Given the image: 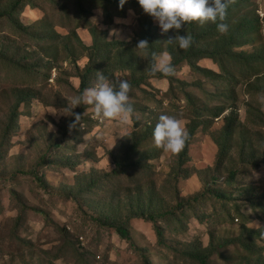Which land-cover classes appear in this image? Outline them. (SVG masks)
<instances>
[{"label":"rangeland","instance_id":"374dc122","mask_svg":"<svg viewBox=\"0 0 264 264\" xmlns=\"http://www.w3.org/2000/svg\"><path fill=\"white\" fill-rule=\"evenodd\" d=\"M9 1L0 0V5L6 6ZM253 2L259 8L260 17L264 19V0H253ZM97 4L104 3L48 0V3L43 4L41 8L28 5L19 14L23 25L30 28L27 32H18L8 18L0 19V127L6 117L3 111L15 102L18 89H26L31 85L36 88L42 85L48 87L44 91L45 96L49 95L51 99H55L56 94L61 92L67 103L70 98L78 96L68 86L70 76L73 74L71 56L72 53L73 55L79 53V48L75 46V38L69 34L81 20L78 11L87 17L91 25L102 31L105 39L134 40L140 24V18L135 13L129 11L126 18H119V22H116L117 18H115L112 25L104 26L103 12L97 9ZM110 14L113 17H120L119 11H112ZM140 14L146 20L147 15ZM154 24L155 28L163 33L158 21L154 20ZM82 32L80 31V35L83 41L86 44L89 43V40H86L88 35ZM55 33L66 38L57 43L54 38ZM28 42L35 44L37 49H33ZM243 50L252 53L256 48L250 46ZM29 55L30 62L27 63H35L43 59L44 65L53 60L61 69L52 70L48 84L47 81H41L43 78L41 75L48 74L47 69H43L41 75L33 74L29 78V75L19 71L16 67L15 74H13L12 65L26 64L23 58ZM84 62L85 59L80 60V66ZM200 65L218 71L217 65L210 60H203ZM232 69L239 82L232 93L224 88V84L218 88L207 81H202V76L192 74L187 65H183L175 74L192 83L199 80L197 86L187 87V91L192 93L198 102L203 100L211 108L232 102V100L225 102V99L216 98L217 94L226 93L227 97L236 98L240 106V118L245 120L246 107L243 104L247 100L264 109V94L260 92L264 89V80L255 82L259 87L250 86L245 77L255 71L253 68L248 70L243 62H236L232 65ZM10 71L12 79L8 78ZM150 82L152 89L159 91L154 95L160 99L162 97L160 92L168 89V81L153 78ZM148 89L151 90V88ZM48 90L52 93H48ZM207 93L213 94L212 98L207 99ZM140 99L145 105L160 108L159 113L161 114L166 109L172 112L179 109L183 111L186 105L180 91L175 100H165L162 105H158L152 99H147L142 94H140ZM20 109L18 128L12 137L13 144L8 149L7 157L0 163V264H84L81 256L83 253L89 254L87 259L90 264H143L140 250L132 247L130 242L121 239L115 230L102 227L91 218L96 217L97 214L91 210L89 205L94 207L100 205V192L93 193L87 198L63 196V193L76 192L78 176L82 173L90 172L92 169L99 172H111L114 169L110 152L125 134L131 132L133 126L131 119L129 118L127 124H120L116 120L96 118L93 108H88L86 113L92 116L91 119L97 121V124L92 133L82 137L83 143L77 147L78 156L67 155L70 157V163H74V169L70 170L58 167L53 162L37 166L42 155L47 154L50 162L63 156V149H51V146H48L50 143L48 139L52 133H58V126L61 123L67 122L68 116L59 114V110L64 108L46 107L38 101H33L30 107L22 105ZM75 109L77 110L78 106ZM55 111L57 114L54 115ZM146 118H143L144 121ZM181 122L185 126L186 121L181 120ZM222 125L223 120L216 121L211 132L200 129L194 137L190 146L192 158L187 167L192 171H201L198 176L193 175L177 185L175 178L171 176L177 155L167 151L158 160L151 162L152 170H145L142 175L145 178L144 181L156 183L161 196L166 200L164 204L169 208L175 207L176 209L181 197H191L204 191L207 182L204 183L202 179L211 181L217 153L214 138L218 133L215 131H219ZM70 145L72 146V143ZM89 152L94 156H88ZM232 166L234 165L229 163L227 169H231ZM207 167L213 168L207 170ZM22 171H37L47 186H43L42 182L33 175H21ZM227 173L223 171L215 176L223 178L227 177ZM241 173L244 174V178L241 175L238 181L241 179L242 183L248 186L253 184L255 187L256 185L259 189L258 195H262L264 166L253 173L246 169H243ZM123 182L125 186L132 187L130 181L125 180L120 183ZM238 184L241 185V183ZM235 188L236 185L224 186L221 183L217 185L216 190L230 191L234 195ZM13 190L28 208L19 223L16 219L21 213V205L12 197L11 191ZM177 191L179 198L176 195ZM114 196V193H111L107 197ZM238 205L235 198L220 199L214 195L207 196L202 202L194 204L192 209L185 208L183 214L179 212L175 218L159 221L172 249L158 246L157 236L151 222L132 219L129 224L130 233L135 245L147 249L145 255L151 259L153 264H195L194 261L186 258L185 250L194 244L207 247L210 240L213 243L210 248L211 264H247L246 260L249 257H251V264H255L258 257L264 259V241L253 240L257 252L252 255L247 254L248 252L244 251L238 243H231L238 239L241 226L245 221L238 213L236 208V206L239 207ZM243 213L250 215L249 227L264 229L263 210L253 212L249 207H244ZM196 215H199L201 219L195 217ZM236 218L239 222H236ZM63 228L70 232L72 235L70 238L64 237L66 233L62 232Z\"/></svg>","mask_w":264,"mask_h":264},{"label":"trees","instance_id":"16d2710c","mask_svg":"<svg viewBox=\"0 0 264 264\" xmlns=\"http://www.w3.org/2000/svg\"><path fill=\"white\" fill-rule=\"evenodd\" d=\"M78 1L104 3L102 5L97 4V9L103 12L104 26L112 25L115 18H126L129 11H132L140 18L139 30L134 35V40L105 39L102 31L91 25L81 11H78L79 15H81V20H79L72 31L69 30V34L75 38V46L79 48V53L77 55L72 53L73 74L70 76L71 78L69 77L68 86L77 95H80L84 89L94 85L97 71H102L112 83H117L121 79L127 80L131 84L129 99L134 108V113L130 116L133 124L131 132L125 134L110 152L114 169L111 172H99L96 169H92L90 172L82 173L78 176L76 192L63 193V196L87 198L93 193L100 192V205L97 207L89 205L91 210L97 214L96 217L91 218L100 226L115 230L121 239L130 242L132 247L140 250L143 264H153V262L145 255L147 249L138 247L133 242L129 228L132 219H143L151 222L157 236L158 246L172 249L167 242L165 230L160 226L159 221L175 218L179 212L183 214L185 208L192 209L194 204L202 202L207 196L214 195L220 199L235 198V201H238L239 204V207L236 206L238 213L241 214V217L246 222L244 221L241 226V233L238 239L231 241V243H238L244 251L248 252L247 254L256 253L257 250L254 247L253 240L264 241V229H252L249 227L250 215L244 214L243 208L249 207L253 212L257 210L264 211V192L259 196V189L256 185L255 187H253V184L250 186L244 185L241 179L238 181V178L241 175L244 178V174L241 173L243 169L251 170L253 173L264 166L263 107L261 108L247 100L243 104L246 107V117L245 120H241L240 106L236 98L231 99L226 96V93L217 94L216 98L225 99V102L232 100V102L211 108L203 100L198 102L193 97V94L187 91V87H195L199 84L198 79H196L198 81L192 83L177 77L176 74L165 76L160 72L152 74L150 70L153 63L151 53H166L172 58L175 73L183 65H187L192 74L202 76V81H207V83L218 88L221 84H224V88L232 93L239 83L233 72L232 65L236 62H243L248 70L252 68L255 70L247 75L245 80L250 86L259 87L255 82L264 80V19L260 17L257 4L253 0H235L234 3H230L227 9V18L224 21L228 25L227 34H221L217 29V24L211 22L203 25L192 22L183 25L179 31L171 29L167 33H160L155 28L154 19L143 11L138 0H126L122 9L119 7V0ZM45 3H48V0H10L6 6L0 5V19L8 18L18 32H27L30 28L24 26L19 19L22 9L28 5L33 8H41ZM112 11H119L120 17L111 16L110 13ZM140 13L147 15L146 20L142 18ZM78 31H86L90 35L89 45L84 44ZM177 34L191 35L193 37L194 43L187 51L180 49L177 43H169L167 41L169 37H175ZM54 38L58 43L66 37L55 33ZM32 39L37 40L36 38ZM142 39H146L150 44L146 58L142 57L145 50L135 48L138 41ZM28 43L33 49H37L35 44H32V42ZM250 46L255 47L256 50L252 53L243 50V48ZM65 47L67 48V46ZM29 59L30 55L25 56L23 60L26 64L18 63L12 65L13 74H15L16 67L19 68H17L19 71L29 75V78L33 74L41 75L43 69H47L48 74L41 75L43 77L41 81H47L48 84L52 70L61 69V67L56 66V62H53V60L43 65V59L35 63H27L30 62ZM82 59H85V62L80 66L79 61ZM203 60H210L215 63L218 71L201 66L200 62ZM61 71L64 72L65 70ZM12 72L10 71L8 74V76L10 75L9 79H12ZM118 74H121V76H118ZM153 78L167 80L169 83L167 91L160 92L162 95L160 99H157V96L154 95L155 92L159 91L152 89L150 80ZM75 81H77L76 84ZM65 84H67V81H65ZM148 88H151V90ZM46 89L48 87L46 88L42 85L36 88L31 85L30 87L27 86L26 89H18L15 102L10 108L8 107L6 111H3L6 117L0 127V163L7 157L8 149L13 144L12 137L18 128L22 105L28 108L33 101H38L46 107L64 109L68 107V103L61 92L56 94L55 99H51L49 95L45 96L44 91ZM178 91L182 93L185 100V110L180 111L179 109L176 112H172L166 109L163 113L185 120V127L189 132V139L185 148L178 155L176 154L177 160L171 175L175 178L177 185L184 180L190 179L193 175L198 176L199 172H201L192 171L187 167L192 158L190 146L197 132L200 129L201 131L211 132L216 121L223 120V125L219 131H215L218 133L214 138L217 145V153L211 181L208 182V180L202 179L204 183L207 182L204 191L198 192L191 197H181L182 199L178 202L175 209V207L169 208L168 205L164 204L166 200L161 196L159 188L155 185L156 183L154 181L153 183H148L144 181L145 178L142 176L145 170H152L153 165L151 162L158 160L165 151L155 146L153 138L154 127L161 115L159 113L160 108L157 109L145 105L140 99V94L147 97V99L154 100L158 105H162L165 100H175ZM260 92L264 94V89ZM48 93H52V91L48 90ZM212 96L213 94L207 93V99L212 98ZM90 107L92 106L79 105L77 110L73 109V112L82 115L81 122L69 131L68 125L75 120V117L68 116L66 118L67 122L58 126V133H52L48 139L50 141L48 146H51V149L62 148L63 156L50 162L47 159V154L42 155L37 166L53 162L58 167L74 169V163H70V157L67 155L78 156L77 147L83 143L82 137L92 133L97 124V121L91 119L92 116L86 113V110ZM145 116L148 117L146 118ZM143 118H146L145 121ZM70 143H72V146ZM87 155L90 157L94 156L91 152L87 153ZM235 162L238 164H234ZM229 163L234 165L231 169H227ZM207 168V170H211L213 167ZM223 171L228 172L227 177L220 178V176H215ZM27 174L33 175L42 182L43 186H47V183L42 180V176L39 177L37 171H22L21 173V175ZM125 180L130 181L132 187L125 186L124 182L120 183ZM237 182L241 183V185ZM221 183L224 186L236 185L233 190L235 194L233 195L230 191L222 192L216 190L217 185ZM11 193L12 197L21 205V213L16 219L19 223L28 208L25 207L17 192L13 190ZM111 193H114L115 196L108 198L107 196ZM176 195L179 198L178 191ZM195 217L201 219L199 215ZM235 220L239 222L238 218ZM62 232L66 233L64 237L70 238L72 236L64 228ZM212 245L211 240L207 247L194 244L191 248L185 250L186 258L194 261L195 264H211L210 248ZM81 256L84 264H90L87 259L89 257L88 253H83ZM246 262L251 264V257L247 258ZM255 264H264V259L258 257Z\"/></svg>","mask_w":264,"mask_h":264},{"label":"clouds","instance_id":"9594fccd","mask_svg":"<svg viewBox=\"0 0 264 264\" xmlns=\"http://www.w3.org/2000/svg\"><path fill=\"white\" fill-rule=\"evenodd\" d=\"M126 0H119L122 9ZM235 0H138L143 11L158 21L162 32L167 33L171 29L179 31L183 25L197 22L201 25L211 22L217 24L221 34H227L228 25L224 21L227 18V9ZM119 22V18L116 19ZM219 22V23H218ZM115 34V30H113ZM169 43H177L179 48L187 51L194 43L191 35H179L169 37ZM149 42L146 39L138 41L135 48L144 51V58L148 56ZM151 73L160 72L165 76L175 75V67L172 58L166 54L151 53ZM131 84L127 80H119L112 83L102 71H97L96 81L93 86L68 100V107L60 109V115L74 116L75 120L68 125L69 131L81 122L82 115L73 112L79 105H90L96 118L116 120L120 124H127L134 108L129 99ZM58 111V110H57ZM57 111L53 114H57ZM154 143L157 148L172 154L183 151L189 139V132L180 119L175 116L161 114L153 132Z\"/></svg>","mask_w":264,"mask_h":264},{"label":"crops","instance_id":"0c3cea01","mask_svg":"<svg viewBox=\"0 0 264 264\" xmlns=\"http://www.w3.org/2000/svg\"><path fill=\"white\" fill-rule=\"evenodd\" d=\"M82 33H84V34H87V35H88V37H87V39H86V40H89V43H87V44H86V43H85V41H83V42H84V44H85V45H89V44H90V40H91V38H90V35H89V34H88L86 31H85V32L83 31ZM78 34H79V36H80V37H81V39H82V36L80 35V31H78ZM82 40H83V39H82ZM83 64H84V63H83ZM83 64H82V65H83Z\"/></svg>","mask_w":264,"mask_h":264},{"label":"built area","instance_id":"2783aa9c","mask_svg":"<svg viewBox=\"0 0 264 264\" xmlns=\"http://www.w3.org/2000/svg\"><path fill=\"white\" fill-rule=\"evenodd\" d=\"M81 240H83V237H81Z\"/></svg>","mask_w":264,"mask_h":264}]
</instances>
